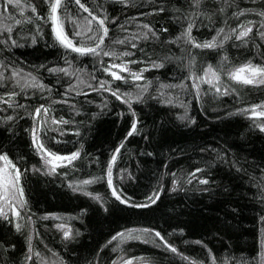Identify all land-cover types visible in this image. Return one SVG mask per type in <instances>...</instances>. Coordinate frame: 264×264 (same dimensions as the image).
Listing matches in <instances>:
<instances>
[{
	"label": "trees",
	"instance_id": "16d2710c",
	"mask_svg": "<svg viewBox=\"0 0 264 264\" xmlns=\"http://www.w3.org/2000/svg\"><path fill=\"white\" fill-rule=\"evenodd\" d=\"M53 2L20 0L25 6L23 11L8 9L14 19H0V26H12V38L24 44L22 48L9 49L11 56L0 49V59L7 56L16 61L5 76H10L11 68L15 67L21 70V76L30 73L35 83L51 89V93L44 92L46 99H41L38 88L28 89L27 96L21 92L14 98L15 102L27 105L33 117H29L25 109L0 103V151L7 152L22 173L21 186L27 202L22 216L31 217L33 223V260L29 264H86L92 259H96L97 264H112L118 253L117 241L103 252L99 251L100 247L117 232L133 228L160 231L177 248L178 254L162 256L161 250L151 243L132 240L120 247L128 258L141 257L157 264H191L192 261L213 264V258L215 264H260L264 225L259 219L264 215L260 194L264 188L259 185L264 184L261 180L264 174L257 170L253 172L255 181L249 182L247 177L241 180L235 178L230 165L233 159L238 162L246 159L264 168V164H260L264 159V134L253 126L252 119L238 114L239 109L264 102V84L244 85L230 78L228 72L247 64L264 67V38L260 36L264 31L260 28L264 23L260 15L264 12V0H199V7L196 0H81L94 16L105 19L108 35L104 38V50L132 53L127 57H102L104 68L123 67L119 76L125 77L127 83L113 77V67L107 72L100 70L97 58L81 56L59 43L53 46L54 33L47 20ZM33 5L35 13L31 11ZM160 7L164 8L163 12L159 11ZM241 12L244 14L237 19ZM37 15L45 19L37 20ZM58 15L63 33L75 46H94L88 39L92 35L85 21L88 13L79 9L74 0H61ZM28 18L33 22L26 23ZM15 20H21V24L16 25ZM191 21L196 23L191 32L196 43L212 41L219 29L224 32L217 37V43L230 35L232 29L239 30L241 25L251 26L252 32L243 40L231 35L218 49L195 48L183 35ZM97 23V20L91 23L93 32L99 30ZM74 28L81 31L80 37L74 36ZM34 35L36 45L31 44ZM117 40L125 43H114ZM130 42L137 47L131 48ZM222 57L227 60L224 70L220 71L218 65ZM190 60H193L191 68ZM153 62L163 63L164 68L152 67ZM41 64L46 67L39 68ZM209 65L219 71L221 92L226 86L230 94L216 95L204 83L200 84L202 95L194 98L192 75L198 79ZM47 68L66 69L68 74L50 73ZM132 73L141 78L134 79ZM101 81L111 91H103L102 95L93 91L99 88ZM12 83L7 81V88H0V97L7 99L8 92H19L18 87L12 88ZM117 87L121 93L132 97L139 134L131 137L127 133L131 131L134 118L127 105L112 96ZM139 87L148 88L143 102L135 100ZM65 100L67 103L63 102ZM168 100L172 103H167ZM105 102L106 107H99ZM40 104L49 109L47 122L38 132L44 147L60 155L80 151V157L58 168L56 175L33 171V166H41L42 159L27 130L37 124L34 110ZM181 104L187 106L188 117L196 120L195 125L179 119L185 114ZM93 114H96L94 118ZM7 116H14L15 121L3 123ZM62 120L69 123H54ZM9 125L15 135L5 130ZM121 141L124 147L112 163V185H107L106 180L83 185L85 180L106 177L110 157ZM80 144L84 146L82 149ZM201 148L216 149V152L202 154ZM149 152L151 156L146 154ZM217 152L226 157L228 163L218 160ZM204 161L215 165L210 169L211 177L207 171L197 173L192 184H188V178L197 167H206ZM129 174L135 179L129 180ZM121 175L125 177L124 182ZM198 179L227 184L229 194H224L222 188H215L211 194L194 191ZM173 182L177 184L176 192L171 191ZM156 187L163 188L159 200L144 209L126 207L111 194L114 188L122 198L129 196L132 201L143 203L145 193ZM232 208L238 213L233 214ZM58 219L70 224L73 235L77 230L81 235L68 243L55 227ZM21 223V232H15L0 220V244L9 249L0 256V264H17L27 252L29 226L25 220ZM13 244L14 251L11 250ZM112 248L116 251H111ZM207 249H211V254ZM181 255L188 259L181 260Z\"/></svg>",
	"mask_w": 264,
	"mask_h": 264
},
{
	"label": "snow or ice",
	"instance_id": "6c2138e0",
	"mask_svg": "<svg viewBox=\"0 0 264 264\" xmlns=\"http://www.w3.org/2000/svg\"><path fill=\"white\" fill-rule=\"evenodd\" d=\"M74 3L76 6L79 7L83 12L88 13V16L85 17V21L88 25V31L92 32V35L88 37L89 41L94 44V46H75L73 44V41L67 37L66 34L63 33L62 28L60 26V16L58 15V10L61 8V0H54L53 3L50 5V11L47 16V20L52 25V32L54 33V40H53V46H55L56 43H59V45L63 46L65 49H70L72 52L77 53L81 56H92L94 58H97L100 60V70H103L105 72L110 70V67H116V66H109V68H104L102 63V57L103 56H131V52H122V53H116L115 51H105L102 47L104 45V38L108 35V28L105 26V19H98V17L94 16L92 14V11L85 7L84 4L81 3V0H74ZM196 6L199 7V0H196ZM24 5L20 3V0H0V13H3V16H0V19H7L9 21H12L14 18L8 14V9H21L23 11ZM66 7V6H65ZM31 11L33 13L36 12V7L33 5L31 7ZM159 11L163 12L164 8L160 7ZM244 13L241 12L237 14V19L239 18V15H243ZM260 15L264 17V12H261ZM37 20H43L44 17H39L37 15ZM93 20H97V27L98 31L93 32L91 28V23ZM26 23H32V19L28 18L25 21ZM115 23V21H112ZM15 24L19 25L21 24V20H15ZM249 25L252 24L251 21L248 22ZM196 26L195 21H191L188 23L186 32L183 34L185 36L186 42L192 44L195 48H203V49H218L223 46L224 42L231 38V35L235 36L236 40H243V38L247 37L249 33L252 32L251 26H245L241 25L239 30L238 29H232L230 35H225L223 39H221L217 43V37L220 36L221 33L224 32V29H219L217 31V36L213 37L212 41H205L203 43H196L195 39L191 36V32L193 27ZM123 27V26H121ZM146 27V26H145ZM261 29H264V23H261L260 25ZM36 31L39 33V27H37ZM164 31H167V29H164ZM74 36L80 37L82 35L81 31L73 29ZM13 33V27L10 25H3L0 26V49L3 50L4 53H7L8 56H11V53L9 52V49L11 48H22L24 47V44L18 43L17 39L12 38ZM7 36V38H3L4 36ZM261 38H264V31L260 32ZM244 43H247V41H243ZM37 43V37L34 35L31 38V44L36 45ZM116 44H124V40H117L114 41ZM131 48L135 49L137 47L136 43L130 42ZM142 52L143 49H140ZM227 57H222L220 65H218V68L220 71L224 70V63L226 62ZM66 63H68L67 60H65ZM16 61L14 59H8L7 56L0 59V88H7V81H13L12 88L16 89L19 88V92L12 91L7 93V99L4 97H0V103L7 104L9 108H19V109H25V113L29 117H33V113L27 111V105L20 104L18 102H15L14 98L19 95L21 92L25 93V96H27V90L28 89H36L38 88L41 92V99H46L44 96V92L47 91L48 93H51V89H47L46 86L43 84H37L35 83V77H32L31 74H25L24 76H21V70L12 67L11 68V75L5 76V72L8 71L10 65H14ZM132 63H135V61H132ZM193 63V60L189 61V68H191ZM46 66L41 64L39 65V68H45ZM152 67L154 68H164L163 63H152ZM125 67V71H126ZM146 70V69H144ZM142 70V71H144ZM47 71L50 73L55 72H63L65 75H67L66 69H57V68H47ZM247 71L250 73L249 76L241 75L242 72ZM209 73H211V79H209ZM112 75L117 80H124L125 83L128 81L125 79V77L116 75L115 72H112ZM134 79H140V75L136 73L131 74ZM228 75L230 78L236 80L237 82L244 84V85H252V84H264V67L261 66H251L246 65L244 67L236 68L234 70H231L228 72ZM93 79H95L93 77ZM59 82V81H58ZM207 83L210 87V90H214V94L216 95H229V89L225 86L223 89V92H221V86H220V74L219 71L216 69H213L211 65L208 66V68L204 69L203 76L197 77L195 74L192 75V87L195 89V91L192 93L194 98H199L202 93L200 91V84ZM71 87V86H70ZM93 91H96L98 94H103V91H111V89L106 85L105 82L101 81L99 83V88H93ZM234 91V89L232 90ZM148 92L147 87H139L138 93L135 96V100L138 102H143L145 99V93ZM35 94V93H34ZM112 96H114L117 100H121L122 103L126 104L128 107L129 112H131L133 116L132 124H131V131L127 133V136L131 137L134 133L139 134L137 129V123L138 119H136V113L132 108V97L129 96L128 93H121L119 91V88L115 91H112ZM162 95V94H161ZM156 99V97H153ZM64 103H67V101H63ZM167 103H172L171 100L166 101ZM55 103V101H54ZM107 102H105L104 105H101L99 107H106ZM181 107L185 108V114L181 117H179L182 121H187L190 125H195L196 120L194 118L190 119L188 117V111L187 106L184 104H181ZM215 111V109H214ZM43 112V116L41 113ZM49 109L44 106V104H40L39 107H36L34 110V114L37 119V124H43L45 120L47 119ZM250 115V119L253 120V126L259 129V132L264 134V102L260 104H254L251 108L248 109H239L238 114L240 115ZM77 115L79 113L77 112ZM96 114H93V118ZM121 117L123 116V113H118ZM229 116L232 115L231 112L228 113ZM22 118V117H21ZM10 121H15L14 116H7L3 119V123L8 124ZM56 124H68L69 121L62 120V121H54ZM6 131L10 132L12 135H15L14 129L11 125H9L6 129ZM29 133L32 137V142L35 146V150L37 152V155H39L43 161L44 167L47 168L46 175H56L57 168L61 165L57 164V161H66L68 164H71L73 160L78 159L80 157V151L77 150L75 152H72L70 155L67 156H60L55 153L47 151L45 149L43 143H41L36 136V129L35 127L28 129ZM64 133L61 132V135ZM76 135H79L77 132ZM147 139V137H145ZM59 143V142H58ZM84 146L83 144H80V148L82 149ZM124 147V142L121 141L120 145L115 148L114 154L110 157V161L108 163L106 177H96L92 180H85L82 182L83 185H89L91 183H94L99 180H106L107 185H112V163L116 160V154L120 152V149ZM207 151L216 152V149H206L201 148L200 152L203 154ZM148 156H151L152 153H146ZM216 158L218 160H224L225 163H228L226 157L220 156V154L217 152ZM0 161H3L4 167H0V220H2L3 225L5 227L11 226V228H14L15 232H21L22 230V223L21 220V209H24L26 207V200L24 199V191L23 187L19 185V180L22 175L20 170L16 167V165L9 159V156L7 152L0 151ZM205 168L197 167L195 171L191 174V176L188 178L187 183L192 184L193 178L196 177L197 173H205L207 171V174L209 177H211L210 169L213 168L215 165L204 161ZM260 164H264V159L260 161ZM246 165V166H245ZM230 168L234 169L235 171V178H239L243 180L245 177L248 178L249 182L255 181L257 178L255 175H253V172L260 171L262 174H264V168H260V166L256 163V161H249L246 159H243L241 161H237L235 159L232 160ZM25 173L28 171L27 168H25ZM33 171H37L35 169V166H33ZM65 176H67V173H65ZM121 182H124L125 177L121 175L120 177ZM129 180H134L135 178L132 177L130 174L128 175ZM261 180H264V175L261 176ZM197 188H194L193 190H199L203 192L212 193L215 188H222V191L224 194H229V187L227 184H222L220 181L212 180L210 183V179H198L197 180ZM69 187H72V185H69ZM259 187L264 188V184H260ZM163 191L162 187H156L155 189H152L150 193H145L144 202L143 203H137L135 201H132V198L129 196H125L122 198L121 194H118L116 189H112V196L115 198V201L118 203L131 208H150L153 205L157 203V201L160 198V193ZM172 192L177 191V184L173 182ZM87 195H91V193H86ZM260 201L261 203H264V192H261L260 194ZM103 211L107 212L108 209H103ZM264 211V209H262ZM231 212L233 214H237L238 210L236 208H232ZM83 214H86V211L83 212ZM46 218V217H45ZM30 220L31 217H28ZM260 221L264 223V215L260 216ZM58 228H62V225H57ZM182 234V233H181ZM81 233L77 230L75 234L73 235L71 230H65L63 232V237L68 243H72L76 240L77 237H79ZM143 237L141 240L144 244L151 243L154 248L161 250V255H167L168 253H171L173 255L178 254L177 248L173 246V244L169 243V241L165 238V236L161 235L160 231H155L151 228H144L139 230V234H134L133 231H128L127 233H121L117 232L115 235L111 236V239L107 241L106 244H104L102 247H100L99 251L103 252L105 249L109 247V245L112 244L113 241H117L118 238H120V242L123 243V240L125 238L127 239H135L140 240V238ZM197 244H201V241H196ZM205 248H207L206 245H204ZM11 250H15V245H11ZM9 249L5 248L3 244H0V256H3L6 252H8ZM111 251L115 252L116 248H112ZM207 252L211 254V249H207ZM37 257L39 256V253H36ZM181 260H187V257L180 256ZM33 260L32 255V246H31V237H28V249L27 252L23 254L22 260H17V264H29ZM86 264H97L96 259H92L91 261H87ZM112 264H117L115 260L112 261ZM123 264H130V262H123ZM152 264H157L156 261H153ZM191 264H196V261H192ZM213 264H215V259L213 258Z\"/></svg>",
	"mask_w": 264,
	"mask_h": 264
},
{
	"label": "rangeland",
	"instance_id": "374dc122",
	"mask_svg": "<svg viewBox=\"0 0 264 264\" xmlns=\"http://www.w3.org/2000/svg\"><path fill=\"white\" fill-rule=\"evenodd\" d=\"M247 65H249V64H247ZM250 65L253 66V67L256 66V65H253V64H250ZM244 66H246V65H244ZM244 66H241V67H244ZM239 68H240V67H239ZM121 69H123L122 66H116V67H113V72H115L116 75H119V71H120ZM241 75L249 76L250 73H248L247 71H244V72L241 73ZM208 78H209V79L212 78V77H211V73H209V77H208ZM256 84H259V83H256ZM247 109H248V108H247ZM41 115L43 116V112L41 113ZM250 115H251V114L249 113V114H247L246 116L250 118ZM36 119H39V118H36ZM259 119H264V118H259ZM46 122H47V119L45 120L44 123H46ZM40 126H41V124H36V125L34 126L35 129H36V133H35V134H36L38 140H39V138H38V132L40 131ZM45 149H46V148H45ZM47 151H49V150H47ZM49 152H50V151H49ZM55 154H56V153H55ZM57 155H60V154H57ZM60 156H67V155H60ZM56 163L59 164V165H61L60 167H62V166H64V165L68 164L66 161H57ZM42 165H43V161H42V163H41V166L38 167V168H35V169H37L38 172H41V173L45 174V173L47 172V168L44 167V166H42ZM0 167H4V163H3V161H0ZM60 167H58V168H60ZM58 168H57V170H58ZM19 185L21 186V177H20V180H19ZM77 191H81V190H77ZM97 197H98V196H95V198H97ZM23 213H26V208L21 209V220H20V222H21L22 220H25L26 224H28V226H29L28 228H29V231H30V237H31V241H32V239H33V234H34V229H33L32 219L29 220V219H28V216H27L26 214H25V216H22ZM57 225H62L63 227H62V228H58ZM55 227H56L59 231H61L62 234H63V232H64L65 230H71V232H72V229H71L70 224H68L67 222H63V221L60 220V219H58V221L56 222ZM141 229H144V228H133V229H127V230L122 231L121 233H127L128 231H133L134 234H137V235H138V234H139V230H141ZM142 239H143V237H141L139 241H141ZM132 240H135V239H127V238H125V239L123 240V243H121V242H120V238L117 239L118 253H117V256H116V258H115V261L117 262V264H123V262H130V264H152V263H150L149 261H147L145 258H141V257L128 258V256L126 257V255H125L124 253H121V251H120V247H121L123 244H125V243H127V242H129V241H132ZM260 264H264V225L262 226V231H261V253H260Z\"/></svg>",
	"mask_w": 264,
	"mask_h": 264
}]
</instances>
